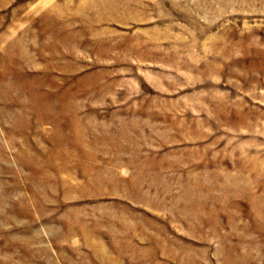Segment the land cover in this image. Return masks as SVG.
<instances>
[{"label":"rangeland","instance_id":"obj_1","mask_svg":"<svg viewBox=\"0 0 264 264\" xmlns=\"http://www.w3.org/2000/svg\"><path fill=\"white\" fill-rule=\"evenodd\" d=\"M0 94V264H264V0H0Z\"/></svg>","mask_w":264,"mask_h":264},{"label":"bare ground","instance_id":"obj_2","mask_svg":"<svg viewBox=\"0 0 264 264\" xmlns=\"http://www.w3.org/2000/svg\"><path fill=\"white\" fill-rule=\"evenodd\" d=\"M10 53V52H9ZM8 57V56H7ZM1 77H3V76H1ZM6 79V78H5ZM27 80V79H26ZM36 80L37 79H35V82H36ZM9 82V81H8ZM27 82V81H26ZM31 83L33 82V81H30ZM12 83V82H11ZM22 83V82H21ZM30 83V84H31ZM17 84H19V83H17ZM9 84H7V86H8ZM32 85V84H31ZM29 86L31 89H35L36 87H33V86ZM22 85L20 84L19 86H17L18 88L17 89H20V88H23V87H21ZM39 86H40V84H39ZM10 87V86H9ZM13 88H14V86H12ZM41 87V86H40ZM39 87V88H40ZM37 88H38V86H37ZM10 89H12V88H10ZM9 89V90H10ZM2 91V90H1ZM20 91V90H19ZM16 95V94H15ZM17 95H20V94H18L17 93ZM50 96V95H49ZM0 97L2 98L3 97V94H0ZM19 97V96H18ZM49 98V97H48ZM47 98V95L45 96V94H39V93H37V92H35L34 91V93L29 97V100H28V102L27 103H25L24 104V107L25 108H27V109H31V110H36L37 108H43V109H45V110H49V109H52L53 108V102L51 101V100H49ZM51 98H53V97H51ZM3 99V101L6 99V97L4 98H2ZM8 99V98H7ZM14 99H16V98H14ZM55 99V98H54ZM16 101V100H15ZM57 100H55L54 102H56ZM14 102V101H13ZM17 102V101H16ZM59 102V101H58ZM56 106V105H55ZM55 108V107H54ZM59 108V107H58ZM63 109V108H62ZM59 110V109H58ZM66 110V109H65ZM64 109L62 110V112L63 111H65ZM48 112H50V111H48ZM69 112V111H68ZM60 115V114H59ZM72 118V117H71ZM72 122V121H71ZM73 123V122H72ZM55 129V128H54Z\"/></svg>","mask_w":264,"mask_h":264}]
</instances>
